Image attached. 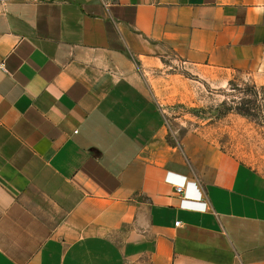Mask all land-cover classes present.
Instances as JSON below:
<instances>
[{"label":"crops","instance_id":"obj_1","mask_svg":"<svg viewBox=\"0 0 264 264\" xmlns=\"http://www.w3.org/2000/svg\"><path fill=\"white\" fill-rule=\"evenodd\" d=\"M171 54L264 75V0H0V264H264V173L136 78Z\"/></svg>","mask_w":264,"mask_h":264},{"label":"rangeland","instance_id":"obj_2","mask_svg":"<svg viewBox=\"0 0 264 264\" xmlns=\"http://www.w3.org/2000/svg\"><path fill=\"white\" fill-rule=\"evenodd\" d=\"M135 72L164 113L165 138L196 133L225 158L264 173V75L202 72L177 54Z\"/></svg>","mask_w":264,"mask_h":264},{"label":"built area","instance_id":"obj_3","mask_svg":"<svg viewBox=\"0 0 264 264\" xmlns=\"http://www.w3.org/2000/svg\"><path fill=\"white\" fill-rule=\"evenodd\" d=\"M103 2H104L105 4H108V3L110 2V0H103ZM175 188H176V190H177L178 192H180V191L182 190V185H181V184H176ZM176 223H178V221H176Z\"/></svg>","mask_w":264,"mask_h":264}]
</instances>
